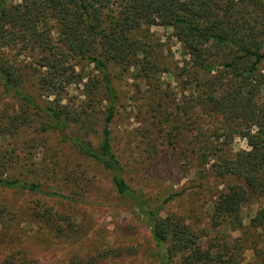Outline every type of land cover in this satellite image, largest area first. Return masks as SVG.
<instances>
[{"label":"trees","instance_id":"16d2710c","mask_svg":"<svg viewBox=\"0 0 264 264\" xmlns=\"http://www.w3.org/2000/svg\"><path fill=\"white\" fill-rule=\"evenodd\" d=\"M14 1L0 0V98L19 102L24 110L19 114L0 111V139L50 134L55 139L52 152L93 163L107 175L120 203L131 208L148 228L160 264H236L239 253L234 246L229 253L223 250L225 242L212 241L204 247L205 235L192 229L181 215H163L165 205L180 194H169L157 207L128 185L125 176L130 172L117 158L112 143L119 96L110 70L117 65L151 82L160 66L145 42L146 31L162 27L172 32L181 45L183 62L167 74L177 78L184 89L180 88L179 99L157 89L147 97L150 107L158 106L163 118L162 135L158 137L162 154H153L174 168L194 171L201 180H232L216 195L210 221L216 232L223 227L241 231L243 209L264 199V0ZM20 57L32 59L36 84L47 92L46 99L52 97L51 101L43 99L42 92H31L29 81L22 77L24 72L16 69ZM79 65L93 66L97 73L93 85L97 93L89 92L92 100L99 95L107 105L100 130L84 111L76 113L63 103L67 88L83 79L77 71ZM196 108V122L200 124L189 138L185 133L189 123L183 125L182 118ZM93 132L99 134L97 143L91 139ZM237 137L246 140L249 150L230 151ZM16 152L15 148L0 151V189L42 194L70 204L82 202L79 195L43 190L31 178L38 173L80 188V166L68 169L55 160L50 171L24 167L21 170L28 180L22 179L6 174L19 164ZM41 211L59 225L69 220L50 209ZM62 226L59 232L67 236L69 228ZM244 230L259 232L256 243L264 242V205ZM0 242L4 243L2 236ZM256 243L253 249L264 262V249H256ZM8 248L0 264H27L24 257ZM241 248L239 244L238 250ZM113 253H105L104 258ZM63 264L90 261L72 258Z\"/></svg>","mask_w":264,"mask_h":264},{"label":"rangeland","instance_id":"374dc122","mask_svg":"<svg viewBox=\"0 0 264 264\" xmlns=\"http://www.w3.org/2000/svg\"><path fill=\"white\" fill-rule=\"evenodd\" d=\"M14 3H18V0ZM146 34L145 42L149 51L155 53L160 66L157 75L149 79L151 82L143 80L142 76H136V71L126 72L117 65H112L110 70L113 87L119 96L118 116L112 124V143L117 158L130 172L125 176L128 185L150 198L157 207L169 194H180L173 202L165 205L163 215H181L186 224L205 235L202 240L204 247L212 241L225 242L223 250L229 253V249L234 246L236 253H239L236 264H264L253 249L260 233L244 230L256 210L264 205V199L252 202L243 209L240 220L244 228L241 231H230V228L223 227L216 232L210 221L211 206L216 195L233 181L201 180L194 171L184 172L183 168H174L160 159V156L153 154H162L158 137L162 135L160 121L163 118L160 108L156 105L154 108L150 107L147 97L156 89L169 93L173 99L181 97L180 88L184 87L177 78H170L167 72L175 71L178 65L181 67L183 58L181 45L170 30L152 27L147 29ZM147 60L151 58L148 57ZM16 65L20 74L24 72L22 77L29 81L27 85L31 87L32 93L36 95L42 92L43 99L48 96L36 84L32 59L17 58ZM261 70L264 74V63ZM77 71L83 79L76 80L67 88L63 103L69 104L70 109L76 113L84 111L94 121L95 128L100 130L107 105L99 95L92 100L89 92L94 90L97 93L93 88L97 73L90 65H79ZM195 87L197 85L192 88ZM51 99L52 97L45 98L47 101ZM23 110L21 103L10 98H0V111L19 114ZM198 113L196 108L188 117L182 118L183 125L189 123L185 132L189 138L195 135V127L200 124L196 122ZM192 123L194 124L191 125ZM181 129L185 131V128ZM31 135L21 134L16 138L0 139V151L15 148L18 154L19 164L10 167L6 174L28 180L25 170L21 169L26 167L32 171H50L55 160L63 162L62 166L68 169L80 166L78 172L83 179L80 188L65 183L64 179L54 180L50 177L48 180L35 172V177L31 178L43 190L56 189L66 196L71 195L70 197L79 195L82 202L70 204L42 194L0 189V236L4 241L0 242V258L8 253L10 247L24 257L27 264H63L72 258L90 261V264H160L156 259L148 228L131 208L120 203L107 175L91 162L79 161L69 154L63 156L61 151H57L58 154L52 152L55 139L50 134L40 136L38 132ZM98 136L97 132L92 133L94 143H97ZM229 149L235 153L249 150V147L246 140L237 137ZM189 152L191 151L188 149L187 153ZM43 209H50L64 219L69 218L62 224L69 228L67 236L59 232L63 226L57 224L53 217L41 214ZM245 241L247 242L243 243ZM239 244H242L240 250ZM257 245L256 249H264L263 239ZM110 251L114 253L104 258L105 253Z\"/></svg>","mask_w":264,"mask_h":264}]
</instances>
